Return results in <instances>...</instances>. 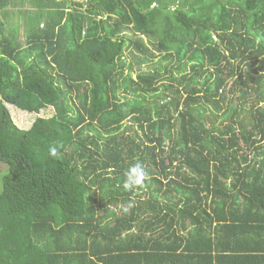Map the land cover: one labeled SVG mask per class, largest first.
Here are the masks:
<instances>
[{
  "label": "trees",
  "instance_id": "1",
  "mask_svg": "<svg viewBox=\"0 0 264 264\" xmlns=\"http://www.w3.org/2000/svg\"><path fill=\"white\" fill-rule=\"evenodd\" d=\"M10 5L0 264H264V0H38L26 44Z\"/></svg>",
  "mask_w": 264,
  "mask_h": 264
},
{
  "label": "rangeland",
  "instance_id": "2",
  "mask_svg": "<svg viewBox=\"0 0 264 264\" xmlns=\"http://www.w3.org/2000/svg\"><path fill=\"white\" fill-rule=\"evenodd\" d=\"M81 1V0H80ZM2 12V18L6 19L7 24L11 25L12 33L17 34L19 40L26 44V22L28 24L35 21L36 16H38V0H11V5L5 11V15ZM10 27V26H9ZM19 32V34H18ZM158 59H156L157 61ZM147 67V66H145ZM149 69V68H144ZM135 76V73H134ZM11 115L15 123L21 128H29L34 119L38 116L40 117H49L55 113L54 108L48 107L40 112V114L36 113H27L25 111L19 110L16 106L8 105ZM135 131L139 132L142 138L143 132L137 128ZM134 130H130L132 136L136 137ZM7 170L6 164L0 161V177ZM100 212V208L98 213ZM118 214H121V211L118 210ZM105 211H101V214H104ZM100 215V213H99Z\"/></svg>",
  "mask_w": 264,
  "mask_h": 264
},
{
  "label": "clouds",
  "instance_id": "3",
  "mask_svg": "<svg viewBox=\"0 0 264 264\" xmlns=\"http://www.w3.org/2000/svg\"><path fill=\"white\" fill-rule=\"evenodd\" d=\"M56 152L57 149L55 147L50 148L51 155L55 156ZM147 177L148 173L143 165L139 163L133 164L125 171L124 188L126 190H133L136 187L141 186Z\"/></svg>",
  "mask_w": 264,
  "mask_h": 264
}]
</instances>
